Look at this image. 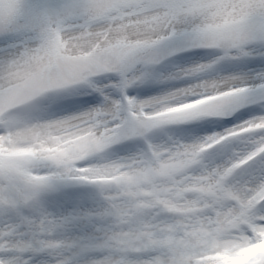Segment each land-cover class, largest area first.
I'll return each instance as SVG.
<instances>
[{"label":"snow or ice","instance_id":"1","mask_svg":"<svg viewBox=\"0 0 264 264\" xmlns=\"http://www.w3.org/2000/svg\"><path fill=\"white\" fill-rule=\"evenodd\" d=\"M261 245L264 0H0V264H239Z\"/></svg>","mask_w":264,"mask_h":264},{"label":"rangeland","instance_id":"2","mask_svg":"<svg viewBox=\"0 0 264 264\" xmlns=\"http://www.w3.org/2000/svg\"><path fill=\"white\" fill-rule=\"evenodd\" d=\"M185 55H191L190 53H188V54H185ZM177 62L178 63H181V64H185V63H187L186 61H184V60H181V59H177ZM160 87H158V86H155V87H150V88H138V89H131V91H129V95H133V96H139L140 98H146L147 96H150V95H157V94H159V92H160ZM86 98H87V96H82V97H80V99L81 100H84V101H86ZM95 103H98V101H96V102H93V103H89V104H85L84 106L85 107H89V106H94V104ZM201 103H204V101H202ZM196 105H189V106H186V107H195ZM183 110H186V109H180V111H183ZM242 110H244V109H242ZM239 113L240 112H237L236 114H235V116L236 115H239ZM235 116H233V117H235ZM245 117H249V115H247V116H242L241 118H245ZM240 118V119H241ZM230 126H227V127H221V128H223V129H220V127H216L215 129H211V130H209L208 132H202L201 133V135H209V134H211L212 133V131H215V132H223L224 131V129H226V128H229ZM217 130H219V131H217ZM263 249L264 248V245H261V246H259V247H257V248H255V249H252V250H250L248 253H246L245 254V259H242L240 262V264H246V259L247 258H250V257H253V256H256V254H257V249ZM263 251V253L261 254V255H264V250H262Z\"/></svg>","mask_w":264,"mask_h":264},{"label":"bare ground","instance_id":"3","mask_svg":"<svg viewBox=\"0 0 264 264\" xmlns=\"http://www.w3.org/2000/svg\"><path fill=\"white\" fill-rule=\"evenodd\" d=\"M250 118H251L250 116H249V117H245V118H241V119L239 118L240 120L238 119L237 122L231 124L229 128L234 127L236 124L243 123L245 120L250 119ZM221 129H223V128H221ZM217 131H219V130H217ZM224 131H225V129H224ZM262 250H264V248H263V249H259V248H258L257 251H256L257 254H260V255H261V254L263 253ZM257 254H256V255H257ZM240 263H241V262H239V264H240Z\"/></svg>","mask_w":264,"mask_h":264}]
</instances>
